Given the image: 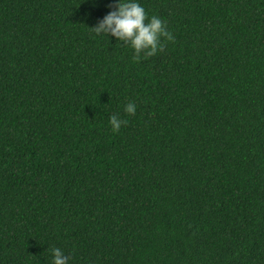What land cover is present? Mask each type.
<instances>
[{"label":"trees","instance_id":"trees-1","mask_svg":"<svg viewBox=\"0 0 264 264\" xmlns=\"http://www.w3.org/2000/svg\"><path fill=\"white\" fill-rule=\"evenodd\" d=\"M114 3L0 0V264H264V0Z\"/></svg>","mask_w":264,"mask_h":264},{"label":"clouds","instance_id":"clouds-1","mask_svg":"<svg viewBox=\"0 0 264 264\" xmlns=\"http://www.w3.org/2000/svg\"><path fill=\"white\" fill-rule=\"evenodd\" d=\"M109 11L91 29L96 35L115 37L123 45L129 46L134 52V59L139 60L141 54L151 57L164 50L162 41H172L173 36L166 27V23L158 16H147L139 0H115ZM124 112L135 115L136 105L129 102L124 106ZM126 123L117 115L109 118L113 132H118L121 125ZM69 257L60 248L52 249V264H68Z\"/></svg>","mask_w":264,"mask_h":264}]
</instances>
